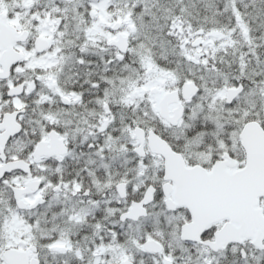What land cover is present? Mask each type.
Here are the masks:
<instances>
[{"label":"snow or ice","instance_id":"obj_1","mask_svg":"<svg viewBox=\"0 0 264 264\" xmlns=\"http://www.w3.org/2000/svg\"><path fill=\"white\" fill-rule=\"evenodd\" d=\"M0 264H264V0H0Z\"/></svg>","mask_w":264,"mask_h":264}]
</instances>
